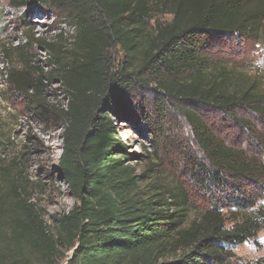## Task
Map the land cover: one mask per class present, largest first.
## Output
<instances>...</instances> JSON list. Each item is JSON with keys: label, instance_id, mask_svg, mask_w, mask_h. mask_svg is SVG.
Masks as SVG:
<instances>
[{"label": "trees", "instance_id": "trees-1", "mask_svg": "<svg viewBox=\"0 0 264 264\" xmlns=\"http://www.w3.org/2000/svg\"><path fill=\"white\" fill-rule=\"evenodd\" d=\"M45 2L74 26L67 61L53 43L43 47L57 65L44 78H58L68 98L60 109L66 127L57 169L73 204L52 216L50 228L22 168L10 173L0 167V264H59L64 258L66 264H228L232 247L264 229V161L256 152L264 145V91L214 61L208 49L223 36L264 44V0ZM112 49L120 54L116 64ZM17 55L19 68L12 64L6 80L38 101L42 72L32 77L37 70L27 53ZM148 86L158 119L164 103L175 101L237 121L238 108L258 117L259 131L250 128L249 146L241 148L194 111L177 107L200 155L187 175L204 197L199 208L185 185L163 187L152 168L137 171L135 154L118 134L113 117H124L131 92ZM190 212H196L192 219Z\"/></svg>", "mask_w": 264, "mask_h": 264}, {"label": "rangeland", "instance_id": "rangeland-1", "mask_svg": "<svg viewBox=\"0 0 264 264\" xmlns=\"http://www.w3.org/2000/svg\"><path fill=\"white\" fill-rule=\"evenodd\" d=\"M45 1L0 0V167H8L10 173L22 168L33 201L42 208L52 228V216L67 211L73 204L57 169L66 127L60 109L65 107L68 98L58 78H44L57 65H51L52 58L43 47L45 43H53L56 55L61 61H67L74 26L64 11ZM169 18V15L159 16L163 21ZM21 50L27 53L26 58L37 70L32 77L37 78L39 71L42 72L38 101L30 96L32 92L24 95L13 91L6 80L5 74L12 64L19 68L17 54ZM109 56L111 63L116 64L120 57L118 49H112ZM208 56L244 74L248 82L254 81L264 91L262 42L241 41L230 36L216 37L210 43ZM131 94L133 99L125 107L124 117H113L127 151L135 154L131 163L137 171L152 168L150 174L160 186L185 185L197 208L203 205L204 197L193 191L187 175L192 163L200 161V155L190 127L177 107L194 111L223 140L237 147L249 146L250 128L259 131L258 117L247 109L235 110L237 121L200 104L175 101L173 106L164 103V115L158 119L154 110L156 94L152 86L139 87ZM242 123L251 126L247 128ZM256 152L264 161V145ZM259 204L264 206V198ZM252 211L248 210L247 214ZM195 214L190 212L189 219ZM230 250L233 257L227 260L228 264H264L261 263L264 257V229L259 230L255 238ZM66 259L59 264H66Z\"/></svg>", "mask_w": 264, "mask_h": 264}]
</instances>
